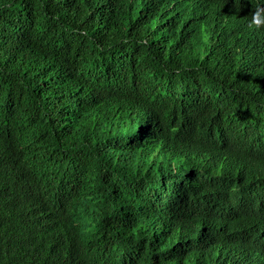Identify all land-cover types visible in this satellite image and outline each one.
<instances>
[{
  "label": "trees",
  "instance_id": "16d2710c",
  "mask_svg": "<svg viewBox=\"0 0 264 264\" xmlns=\"http://www.w3.org/2000/svg\"><path fill=\"white\" fill-rule=\"evenodd\" d=\"M260 2L0 0V264H264Z\"/></svg>",
  "mask_w": 264,
  "mask_h": 264
},
{
  "label": "clouds",
  "instance_id": "9594fccd",
  "mask_svg": "<svg viewBox=\"0 0 264 264\" xmlns=\"http://www.w3.org/2000/svg\"><path fill=\"white\" fill-rule=\"evenodd\" d=\"M247 22L250 28L254 27L256 29H260L261 27H264V0L257 3L255 10L251 12V18ZM201 34L205 41L209 39V33L206 25L202 26Z\"/></svg>",
  "mask_w": 264,
  "mask_h": 264
}]
</instances>
